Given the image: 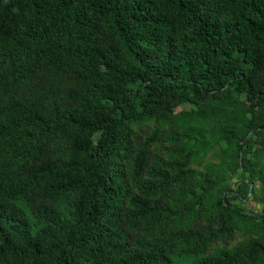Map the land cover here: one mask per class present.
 <instances>
[{"label": "trees", "instance_id": "1", "mask_svg": "<svg viewBox=\"0 0 264 264\" xmlns=\"http://www.w3.org/2000/svg\"><path fill=\"white\" fill-rule=\"evenodd\" d=\"M0 264H264V0H0Z\"/></svg>", "mask_w": 264, "mask_h": 264}, {"label": "rangeland", "instance_id": "2", "mask_svg": "<svg viewBox=\"0 0 264 264\" xmlns=\"http://www.w3.org/2000/svg\"><path fill=\"white\" fill-rule=\"evenodd\" d=\"M252 207H253L252 204L247 205V208H248V209H250V208H252Z\"/></svg>", "mask_w": 264, "mask_h": 264}, {"label": "water", "instance_id": "3", "mask_svg": "<svg viewBox=\"0 0 264 264\" xmlns=\"http://www.w3.org/2000/svg\"><path fill=\"white\" fill-rule=\"evenodd\" d=\"M251 187V186H250Z\"/></svg>", "mask_w": 264, "mask_h": 264}]
</instances>
